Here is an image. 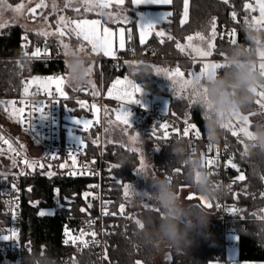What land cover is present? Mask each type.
Returning a JSON list of instances; mask_svg holds the SVG:
<instances>
[{
	"label": "trees",
	"instance_id": "1",
	"mask_svg": "<svg viewBox=\"0 0 264 264\" xmlns=\"http://www.w3.org/2000/svg\"><path fill=\"white\" fill-rule=\"evenodd\" d=\"M17 3L20 0H9ZM253 0H190L189 18L186 23L181 24L178 14L166 19L163 22L166 33L159 37L152 32L151 39L146 44H141L137 28V11L133 8L131 0H126L125 6L131 13L133 19L128 26V48L120 51L115 58L103 57L98 65L96 80L103 85L104 90L108 89L114 79L118 76L133 78L135 81L146 87L155 94H165L170 97V112L182 121L194 122L199 128L204 129L206 113L202 103L183 94H177L175 90L164 85L158 79L155 69L157 65L175 66L178 65L186 73L192 67H198L194 63L192 53L188 50L181 52L176 43L184 44L191 34L200 33L204 36L211 34V23L213 18L216 22L215 49L212 55L215 59L223 60L220 53L234 45L224 35L223 28L233 26L237 28L238 42L236 45L251 47L245 39V29L249 28L252 21L253 9H246L244 6ZM173 7L182 10L184 0H173ZM235 12L237 19L232 17ZM81 16H94L96 13L83 12ZM252 29V28H250ZM131 30V31H129ZM257 31L255 29H252ZM26 29L19 24H12L5 27L0 33V47L6 52L18 55L27 46V40L23 37ZM259 32H264L260 28ZM171 36L169 40L167 37ZM33 41L42 40V36L34 32L29 33ZM75 40H80L72 36ZM163 39V43H161ZM134 47L133 52L130 47ZM257 55V51H256ZM255 55V57H256ZM169 58L167 60L161 58ZM158 58V59H157ZM160 58V59H159ZM171 60V61H170ZM174 61L176 62L173 65ZM136 65V67H133ZM68 66L63 59L32 60L29 65V75L59 74L66 76ZM23 77L21 72L14 65H5L0 68V95L2 88L7 96L19 95L21 93ZM68 99L65 101L72 114H83L89 108L87 104L79 101V98L89 96L84 89H75L65 85ZM259 97L255 94V101ZM255 101L245 107L242 112L250 113L251 126L257 129L261 125L259 113L260 106ZM106 104L105 121L114 117L116 103L110 98L103 100ZM223 124V121L221 122ZM220 136L224 141L229 142L236 151L238 158L246 166V178L238 182L228 193L230 201L247 204V209L241 213L240 220L233 221L239 236V259L244 261H264V153L258 149L249 153L251 140L245 139L242 134L238 137L220 127ZM64 136H65V130ZM97 130L81 133L84 140H87L93 150H96ZM159 150L153 155L154 166L161 162L165 156L163 141L158 139ZM117 149V174L122 182L115 185L112 197L114 207L119 209L121 205L137 208V214L128 219H121L118 233L106 238L105 264H153L154 257L158 251L142 247L138 242L139 226L136 220L151 214L158 217L156 207L137 206L127 202L124 193V184L135 178V168L138 162V153L129 151L123 145H107ZM246 146V149H245ZM178 190L190 186L187 177H180L174 180ZM22 229L21 246L19 255L21 264H60L61 256H69L74 264H98V259L90 249L80 253L76 247L64 243V226L68 221L73 223L81 219L94 216L97 211V203L90 206L84 197L87 188V180L65 178L58 174H49L37 171L31 177L22 180ZM199 206L201 204L194 203ZM203 207V206H201ZM52 208L53 214L41 216L42 209ZM205 208V207H203ZM83 209V211H82ZM206 209V208H205ZM209 220L214 219V213L209 211ZM245 224V225H244ZM172 260L170 264H210L214 260L224 258V233L221 221H216L212 235L207 234V228L201 234H194L193 243L189 248L180 250L172 249ZM222 254L218 256V253ZM167 264V263H164Z\"/></svg>",
	"mask_w": 264,
	"mask_h": 264
},
{
	"label": "built area",
	"instance_id": "2",
	"mask_svg": "<svg viewBox=\"0 0 264 264\" xmlns=\"http://www.w3.org/2000/svg\"><path fill=\"white\" fill-rule=\"evenodd\" d=\"M176 14L181 19L182 10H177ZM37 48L41 50L40 54L33 56ZM134 50L133 46L130 47L131 52ZM52 59H62L59 39L45 37L42 40L33 41L28 38L27 46L18 55L10 54L0 47V68L12 64L21 72L23 77L19 95L7 96L2 88L0 98L15 101L14 106L17 109L24 108V120L20 122L21 126L38 138L43 148L40 155L27 154L0 125V152L10 151L16 159L13 164L0 161V235H10L13 231L16 233V237L12 240L0 239V254L3 258L10 260H21L19 255L23 194L21 184L23 178L31 177L35 172L42 171L49 174H58L65 178L87 180L84 197L88 200L90 206H93V202L97 203V211L94 216L81 219L76 223L68 221L64 226V243L68 240L69 242L65 244L76 247L80 253L86 249L92 250L98 259V264H105L106 238L118 233L121 219L135 216L137 208L124 206V210L121 212V208L114 207L113 189L116 184L122 182V178L117 174L116 167H112L113 165L118 166L117 149L113 146H107L103 142L102 125L93 120L90 130L87 131L97 130L96 150L91 148L87 140H84L83 145H81V141L67 136V129H73L79 133H82L81 130L84 132L83 127L75 123V120L86 118L92 121L93 112L88 109L81 115L72 114L71 109L65 105L68 97L64 98L54 91L43 90L30 83L31 76L28 73L30 61ZM255 59L258 61V58L255 57ZM256 66L259 68L258 63ZM26 86H29L27 94L24 91ZM139 86L142 92L136 93L135 98L139 99L140 103H133L131 106L132 117L135 120L152 118L154 126L158 130L157 136L164 132V129L160 127L161 124H166L169 132L175 129L181 133L179 137L173 133L167 140L161 139L166 152L163 160L155 165V171L159 176L170 175L173 181L186 176L185 168L174 160L169 147L178 139L185 142L190 153H194L204 161L208 158L216 161L214 166L206 167L209 173H212L211 177L221 186L222 194L214 200L212 210L214 219L208 222L207 234L212 235L216 221H221L224 233V258L221 260L223 264H231L227 258V250L231 245H239V236L232 222L240 220L241 213L248 206L244 203L230 201L228 193L238 182H241L236 179L237 176L243 173L246 178L245 164L239 160L236 151L229 142L224 141L221 137L217 141H209L206 128L201 129L194 122L182 121L172 115L169 103L143 85ZM22 101L23 103H21ZM41 105L46 106L43 116L35 111ZM258 113L260 123L264 125V109L260 108ZM191 125H195V130L200 132L199 138H196L193 133H190L189 137H182L183 129ZM209 143L212 145L211 152L209 151ZM229 160L236 165V168H232L228 164ZM32 164L35 166L29 167ZM178 169L180 170L179 173L176 171ZM216 205H219V207ZM93 231L97 233L95 238L90 235ZM82 232L85 235L81 240L86 241L87 246L81 240L76 243L71 242L70 237H79ZM235 235L237 239H233ZM221 254L219 252L218 256ZM60 264L74 263L69 256L65 255L61 256Z\"/></svg>",
	"mask_w": 264,
	"mask_h": 264
},
{
	"label": "clouds",
	"instance_id": "3",
	"mask_svg": "<svg viewBox=\"0 0 264 264\" xmlns=\"http://www.w3.org/2000/svg\"><path fill=\"white\" fill-rule=\"evenodd\" d=\"M245 39L251 47L235 45L226 49L223 63L228 67L209 74L199 85L201 95L206 97L202 106L207 116V135L212 141L219 139L222 120L252 104L255 101L253 89L264 86V72L257 68L255 59L257 48L264 49V32L246 28ZM67 59L69 85L74 88L87 86L89 58L78 52H69ZM253 134L255 139L249 144V153L257 149L264 153V125L258 126ZM169 147L174 160L185 168L195 192L208 201L218 199L222 194L221 186L211 177L205 161L190 153L182 139ZM142 176L151 182L154 191L146 193L159 215L148 214L139 220L143 227L138 232V242L155 251L189 248L194 234H201L207 228L211 214L197 204L186 202L170 175ZM8 264H17V261Z\"/></svg>",
	"mask_w": 264,
	"mask_h": 264
},
{
	"label": "snow or ice",
	"instance_id": "4",
	"mask_svg": "<svg viewBox=\"0 0 264 264\" xmlns=\"http://www.w3.org/2000/svg\"><path fill=\"white\" fill-rule=\"evenodd\" d=\"M90 2L91 0H84L85 5H90ZM124 2L125 0H115V3L117 5H123ZM131 2L133 5H136V6L138 5H170L173 3V0H131ZM224 2L227 3V0H224ZM109 3H110V0H97L96 6H99L102 8L108 7ZM256 4L259 8V18L257 19L253 17L250 23L247 20L245 21V23H248L249 28L259 31L260 27H264V0H256ZM45 6L46 5H44L43 0H41L40 4L36 5L37 8L45 7ZM67 6L68 5H66V7ZM188 6H189L188 0H184V17L185 18L180 21L181 24L186 23V19L188 15ZM22 7L23 5L18 6L16 8V11L19 12L22 9ZM244 7L246 9H252L251 4H246ZM85 10L86 11L90 10V7H86ZM30 11L34 13L35 9H32ZM76 11H79V9H76ZM171 15H172L171 12L163 13L161 16V19L166 20ZM232 16L235 19L236 13L233 12ZM122 22L129 23V20L125 16L123 17ZM67 23L68 22L65 21L64 17H60V21H59L60 25H63L64 27H66ZM71 23L74 25V27L72 28V31L75 33V35L78 38L82 37L83 40L86 41L91 46V49L94 53L99 52L100 50H103L104 55H109V56L114 55V50H113L114 33L111 32L108 28H103L102 32L99 31L100 22L98 20L71 21ZM155 28H156V25L152 23H144L139 26L141 44L145 43L146 37L152 35V30ZM57 33L63 36L65 34L63 31V27L58 26ZM41 34L47 35L46 32L41 33ZM155 35L163 38L165 36V33L161 31H157ZM234 35H235L234 32L229 33L230 42L232 45L235 46L237 44V41L234 38ZM128 38L131 39V36H129ZM167 38L169 40L172 39L171 36H168ZM25 39H27V37H25ZM194 39H199L203 45H206V47L201 46V45H194L192 43ZM215 39H216V22H215V18H213L212 23H211V34L209 37L206 38L204 35L200 33H197L196 37H193L190 35L187 37V41H188L187 45H182L179 42H177L176 47L181 52H184L186 47L190 48L192 52L195 53V56L205 58V57L210 56L212 54V51L215 49V43H214ZM161 43H163V39H161ZM124 46H125V30L121 28L119 30V47L123 49ZM63 47L67 49V45H64ZM40 51L41 50L37 48L35 52L33 53V56H38L40 54ZM81 51H83V49H81ZM258 53L262 61L259 64V69L262 72H264V50H258ZM67 54L68 53L65 52V55ZM220 55L223 56L224 60L226 59L224 53H220ZM133 67H136V65H133ZM225 67H228V65L223 62L222 63H203L202 65L198 67L196 71L189 72L187 74L181 71V69L178 66L175 67L174 69L156 68L155 71L158 75L163 73L169 80L172 81L173 85L179 83L181 91L190 89L193 97L198 98L200 103H204V101L206 100V97L201 95V89L199 87L200 83L203 82L208 77L209 74H212L216 72L217 70H220ZM186 75L188 76V79H184ZM56 83H57L56 91L59 92L61 96H64L65 98H67L65 93L62 90L64 79L58 77L56 78ZM117 86H120V87H117ZM93 88H94V85H93ZM260 88H261L260 91H257V88L253 89V92L259 97L255 101V103L259 105L260 108L264 109V86H260ZM113 90H115V93L113 92ZM24 91H25V94H27L28 87H25ZM141 92H142L141 87L138 84H134L132 81L128 80L127 78H125L123 81L121 80L115 81V83L112 85V88L108 90V96L113 97L117 100H121L123 102L121 106L115 111V118H116V121L122 123L125 126V131L132 128V125L130 124L131 113L125 109L124 105L132 104V103L139 104L140 100L135 98V94L141 93ZM192 102L196 103L197 101L193 100ZM0 103H4V102L0 101ZM21 103H23V101ZM80 103H81V106L83 107V102H80ZM8 104L14 106L15 101H9ZM92 107L97 112L99 111V109H96L95 105H93ZM45 108H46L45 105H41L40 107L36 108L35 111L39 112L43 116L45 114ZM24 111H25L24 108L15 109L13 107L12 115L15 116L19 122H23ZM98 122L99 120L97 118L96 123ZM75 123L82 126L85 131H88L90 130V127L92 126L93 121L76 119ZM160 127L164 129V132L160 136H157L156 130L153 129L151 132L152 137L157 138V139L167 140L169 136L173 133L176 134L178 137L181 136V133L175 129H173L172 132H169L168 126L166 124H161ZM220 127L222 129L229 131L232 136L238 137L240 134H243L247 139H250V140L255 139L254 134L248 130L249 129L248 117L241 115L240 113H234L232 116L229 117L228 122L221 124ZM190 133H193L196 138L200 137V132L198 130H195V125L186 126L183 129L182 137H189ZM130 140L133 143L138 142L140 140V134L137 133V135L131 136ZM209 141H210V138H209ZM4 142L9 143L8 141H4ZM81 145H83L82 140H81ZM9 147L11 148L10 144H9ZM159 149L160 148H157L156 150H159ZM245 149H246V146H245ZM128 150L131 152H141V149L139 148H129ZM209 151L210 152L212 151L211 143H209ZM25 163H27V161H25ZM205 164L208 167H212L216 164V161L212 158H208L205 161ZM228 164L232 168H236V165L232 163L231 160L228 161ZM34 166H35L34 164L29 165V167H34ZM112 167L115 168L117 166L113 165ZM135 171L140 175H142L145 171L143 154H141L140 156V167L136 169ZM176 171L177 173H179L180 170L178 169ZM211 174L212 173L210 172V175ZM236 179L239 181H243L245 179V176L243 173H241L239 176H237ZM233 183H235V181H233ZM131 188H132L131 184L124 185L125 196L128 195ZM143 195L147 196L148 194L145 192L143 193ZM192 198H193L192 196L189 197V199H192ZM199 199L202 202L201 206L207 207V208L213 207L212 203L204 199L203 197H200ZM216 206L219 207V205H216ZM145 207H148V205L146 204ZM120 208H121V212H123L124 205H121ZM155 211L158 212V209H155ZM233 211L235 210L233 209ZM39 214L43 216L45 215V212L41 211ZM136 224L139 226V228L143 227L142 224H140L139 220H136ZM66 234H67V230H66ZM84 235L85 233L82 232L81 236L79 237H70L71 242L76 243L78 240H81V238ZM90 235L93 238H95L97 233L93 231ZM15 237H16L15 231H13L10 235H0V239H3V240H12ZM68 242H69L68 240L65 241V243H68ZM81 242L84 243L85 246H87L86 241L81 240ZM136 264H141V262L137 261Z\"/></svg>",
	"mask_w": 264,
	"mask_h": 264
},
{
	"label": "crops",
	"instance_id": "5",
	"mask_svg": "<svg viewBox=\"0 0 264 264\" xmlns=\"http://www.w3.org/2000/svg\"><path fill=\"white\" fill-rule=\"evenodd\" d=\"M40 1L41 0H20L17 3H11L9 0H7V4L9 7H18L20 5H23L22 9L19 12L15 10L16 15L14 16V19L16 21L13 24H19L26 29V32L24 33L23 37L24 38L27 37V39L29 38V33L31 32H34L36 35L42 36L43 38L48 37L53 39H59L61 43V56L62 59L66 62L67 66H68L67 58L69 52H78L89 58L90 63L88 66H90L91 73H93L94 75L95 73L93 71L94 70L93 68H95L100 64L101 58L103 57L115 58L119 55L120 51H124L128 48V26H127L128 23H123L122 20L123 17L126 16L130 22L133 19V17L125 6L126 0L123 5H117L115 3V0H110L109 6L103 8L96 6L97 0H91L90 5H85L84 0H43L44 5L46 6L43 8L42 13L39 15H34L30 13V9L34 5L38 4ZM189 2L190 0H188V3ZM66 5L68 6L66 7ZM86 7H90V10L86 11L85 10ZM133 8L137 11V28H138L139 41H140L139 26L141 24L152 23L156 25V28L153 29L152 32L155 30V32L161 31L166 33L165 27L162 25L165 20H162L161 16L163 13L171 12L172 15L168 17L171 18L172 16L175 15L176 12V9L173 7V3L170 5H138V6L133 5ZM76 9H79V11H76ZM8 12H10L9 8H8ZM83 12H92V13H96V15L81 16L80 14ZM60 17H64L65 21L68 22L66 27L59 24ZM184 18L185 17H184V7H183L181 19ZM188 18H189V6H188L187 19ZM38 19H41L43 23L37 25L39 21ZM81 20H98L100 22L99 31L102 32L103 28H108L111 32L114 33V37H113L114 55H110V56L104 55L103 50L94 53L91 49V46L86 41H84L82 37H79L80 40H75L72 38V36L74 37L77 36L72 31L74 25L71 23V21H81ZM58 26L63 27V31L65 33L63 36L57 33ZM121 28L125 30V46L123 49L119 47V30ZM45 32L47 33V35L41 34ZM151 37L152 35L147 36L144 44H146L151 39ZM237 42H238V38H237ZM64 45H67V49L63 47ZM81 49H83V51H81ZM65 52H67L68 54L65 55ZM256 58H258L257 63L259 65L262 62L261 58H259L258 55H256ZM44 77H49L50 79L47 80ZM58 77L64 79L62 89L66 97H68V94L65 90V85L66 84L69 85L67 81L68 72L66 76H61L59 74H40L35 77L31 76L30 83L36 87H39L40 89L47 91H54L61 96V94L56 91L57 84L52 83V81L55 82V79ZM122 78H127V77L119 76L113 81V83L118 79H122ZM133 83L136 84L135 81ZM26 87H28V91H29V86ZM83 89L86 91L90 88H87L85 86L83 87ZM104 97L112 98L115 101H117V99L110 97L108 95ZM0 101H2L1 98ZM118 101L121 102V100ZM8 111H9L8 105L6 106L0 105V125L7 131L10 138L13 141H15L27 154H35V155L42 154L43 148L40 140L34 137L30 132L24 130L21 126V123L18 120L12 121L9 118H7L3 113ZM144 121H145L144 126L145 127L148 126L150 132H152L153 129L158 131L154 126V122L152 118H147ZM66 133L68 137L69 136L72 137V134L74 133H78L81 135V133L73 129H67ZM158 147L159 145L157 142L156 149ZM156 151L157 150H155V152ZM0 161L13 164L15 163L16 159L15 156L10 151H1ZM179 192L182 195V198L185 199L186 202L202 204L201 200L199 199L200 196L195 192V190L191 187V185L181 188ZM190 196H192L193 198L189 199ZM209 202L212 203L213 207L212 208L205 207V208L208 211H212L214 208V201H209ZM52 210L54 211V209L52 208H46V209H42L41 211L45 212V214H53L54 212H50ZM233 239H237V236L236 235L233 236ZM230 248L237 250V257H239V245L238 246L231 245L227 250V258L229 259L231 264H234L230 255L228 254ZM172 253H173L172 249L164 248L159 250L154 257L153 264H164V263L170 264L172 260ZM158 257H161L159 261H157V259H159ZM9 261H13V262L17 261V264H21L20 259L10 260L7 258H3V256L0 254V264H4V263L8 264ZM210 264H223V261L218 259L210 262Z\"/></svg>",
	"mask_w": 264,
	"mask_h": 264
},
{
	"label": "rangeland",
	"instance_id": "6",
	"mask_svg": "<svg viewBox=\"0 0 264 264\" xmlns=\"http://www.w3.org/2000/svg\"><path fill=\"white\" fill-rule=\"evenodd\" d=\"M248 4H251L252 9H254L253 14H252L253 17L258 19L259 18V8L256 4V0L249 2ZM8 8H9L10 12H8ZM16 8L17 7H9L7 4V0H0V33L2 32V30L5 27L15 23L16 20L14 19V16L16 15V11H15ZM235 19H237V16L235 17ZM38 20L39 21H38L37 25H40L41 23H43V21L41 19H38ZM260 28L264 29V27H260ZM233 32L235 34L234 38L237 41V28H235L233 26L223 28V33L229 40H230L229 33H233ZM191 36L196 37V34H191ZM209 36H205V37L207 38ZM192 43L194 45H201V46L206 47V45H203L199 39H194L192 41ZM214 43H215V41H214ZM187 44H188V41L186 40L183 45H187ZM185 50H188L189 52L192 53L194 63H196V64L198 63L199 66L202 65L203 63H222L224 61V59L222 61L219 59H215L212 54L208 57H205V58L197 57V56H195V53H193L190 48L186 47ZM258 50H264V49L257 48V55L260 58ZM161 59L167 60L169 58L163 57ZM175 64H176V62L174 61L173 65H175ZM177 66L178 65H175V66L157 65L156 68L174 69ZM178 67L180 68V66H178ZM198 67L197 68L192 67L191 70H189V72L196 71L198 69ZM89 69H90V66H89ZM93 69H94L93 71L95 74L93 75V73H91V70H90L89 83L86 86L87 88L91 89V91H90V89L86 90V92L89 93V96L82 98V99L79 98V101L83 102V104H87L90 108L89 111L93 112L92 121L97 120V118H98L99 123L102 125V130L104 132V137H103L104 141L103 142L106 145H118L119 144V145H123V146L128 147V148H139V149H141V152H137L138 153V162H137V166H136L135 170L140 167V156H141V154H143L144 155L145 171L142 175L147 174L148 176H159L155 171V166L153 163V155H154L155 150H156V145H157L158 139L151 136V132L149 131V127L144 126V122H145L144 120H135L132 116H130V124L132 125V128L125 131V126L122 123L116 121V118H115V111L121 106V104L123 103L122 101L120 102L117 100L118 101L117 102L114 99L110 98L113 101H115L116 108H114V117L109 118V119H107V121H105L106 104H105V102H103V100H105L106 98L104 96L108 95V90L112 88V85L115 82L114 83L112 82L111 85L109 86V88L104 90L103 85L101 83H98L96 80V73L98 70V66H96ZM180 69H181V71L185 72L184 69H182V68H180ZM35 76H37V75H34V77ZM158 77H159L158 79L160 80L161 83H163L164 85L168 86L169 88H172L173 90H175V92L177 94H183L188 98L199 101L198 98L193 97L190 89H186L184 91H181L179 83L173 85L172 81L169 80L163 73L159 74ZM44 78H46L47 80L50 79L49 77H44ZM124 79L125 78L118 79V80L123 81ZM127 79L130 81L134 80L133 78H130V77H127ZM184 79H188V76L186 75L184 77ZM67 81H68V78H67ZM134 81H132V82H134ZM52 83L57 84L56 79H55V82L52 81ZM135 83L138 85H141L137 81H135ZM93 85H94V88H93ZM117 87H120V86H117ZM76 89H81V88H76ZM65 90H66V88H65ZM260 90H261V88L258 87L257 91H260ZM113 92H115V90H113ZM156 95L160 98H163L167 103L170 104L171 100H170V97L168 95H165V94H156ZM9 101H13V100L2 99V102H4V103L3 104L0 103V105H4V106L8 105V107H9L8 112H5V113L2 112V113L12 121L18 120L15 116L12 115V108L13 107L15 109H17V108L13 105H9L8 104ZM93 105L96 106V109H99L98 112L95 109H93V107H92ZM132 105H133V103L124 105L125 109L127 111H129L131 113V115L133 114L132 109H131ZM240 114L248 117V125H249L248 130L250 132L254 133L256 131V129L252 128V126H251L252 119H251L250 113H244L241 111ZM83 120H89V119L85 118ZM228 120H229V117L223 119L222 121H223V123H227ZM81 132H83V131L81 130ZM157 132L158 131H156V133ZM137 133L140 134V140L136 143H133L130 140V137L137 135ZM243 137L245 139H247L244 135H243ZM72 138L75 140H78V141H81V140L84 141V138L82 137V135H80L78 133L72 134ZM135 170H134L135 178L130 180V181L125 182V184H131L132 185L131 190L129 191L128 195L126 196L127 202L130 204H135L137 206H145L147 204L148 207H156L149 195H147V196L143 195V193H145V192L151 193L152 191H154V189L151 186L150 180H146L142 175L138 174ZM124 193H125V191H124ZM50 212H54V211L52 210ZM228 254L230 255L234 264H264V261L240 260L239 257H237V250L232 249V248L229 249ZM158 258L159 259H157V261H159L161 257H158Z\"/></svg>",
	"mask_w": 264,
	"mask_h": 264
},
{
	"label": "water",
	"instance_id": "7",
	"mask_svg": "<svg viewBox=\"0 0 264 264\" xmlns=\"http://www.w3.org/2000/svg\"><path fill=\"white\" fill-rule=\"evenodd\" d=\"M40 3H41V1H40L38 4H40ZM36 5H37V4H36ZM36 5H34V6L30 9V10L35 9V12L33 13V12L30 11V13H32V14H34V15H39V14L42 13V10H43L44 7L37 8Z\"/></svg>",
	"mask_w": 264,
	"mask_h": 264
}]
</instances>
